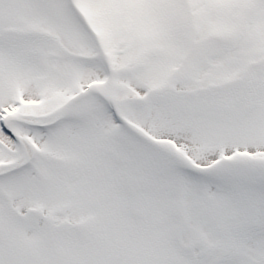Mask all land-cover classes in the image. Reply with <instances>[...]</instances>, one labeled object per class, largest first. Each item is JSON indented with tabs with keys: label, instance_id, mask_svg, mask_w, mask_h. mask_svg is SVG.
<instances>
[{
	"label": "snow or ice",
	"instance_id": "snow-or-ice-1",
	"mask_svg": "<svg viewBox=\"0 0 264 264\" xmlns=\"http://www.w3.org/2000/svg\"><path fill=\"white\" fill-rule=\"evenodd\" d=\"M0 264H264V0H0Z\"/></svg>",
	"mask_w": 264,
	"mask_h": 264
}]
</instances>
